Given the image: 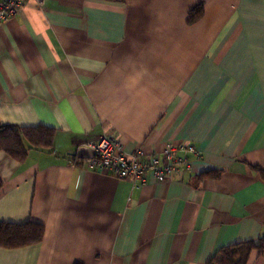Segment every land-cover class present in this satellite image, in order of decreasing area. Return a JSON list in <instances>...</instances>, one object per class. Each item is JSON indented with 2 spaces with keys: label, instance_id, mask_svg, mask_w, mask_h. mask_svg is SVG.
<instances>
[{
  "label": "crops",
  "instance_id": "1",
  "mask_svg": "<svg viewBox=\"0 0 264 264\" xmlns=\"http://www.w3.org/2000/svg\"><path fill=\"white\" fill-rule=\"evenodd\" d=\"M0 121L56 129L0 151V223L45 225L0 264H209L264 237V0H27L0 23ZM105 135L199 154L135 184L75 160Z\"/></svg>",
  "mask_w": 264,
  "mask_h": 264
},
{
  "label": "built area",
  "instance_id": "2",
  "mask_svg": "<svg viewBox=\"0 0 264 264\" xmlns=\"http://www.w3.org/2000/svg\"><path fill=\"white\" fill-rule=\"evenodd\" d=\"M26 2L0 0V23L13 18ZM91 147L96 152L95 157L89 160L94 171L129 179L135 184L149 183L151 177L159 183L172 180L191 168L190 154H199L193 143L184 141L179 144L167 142L157 151L147 152L139 147L133 152H126L121 140L114 135L100 137Z\"/></svg>",
  "mask_w": 264,
  "mask_h": 264
},
{
  "label": "trees",
  "instance_id": "3",
  "mask_svg": "<svg viewBox=\"0 0 264 264\" xmlns=\"http://www.w3.org/2000/svg\"><path fill=\"white\" fill-rule=\"evenodd\" d=\"M55 133L56 129L44 125L17 126L6 125L0 121V151H5L18 161L24 162L32 149H51ZM76 157V161H83ZM2 186L0 179V188ZM44 234L45 225L33 220L3 221L0 223V246L18 248L36 244L43 240ZM255 249L260 253L264 251V237L258 241L223 248L209 264H248L250 254Z\"/></svg>",
  "mask_w": 264,
  "mask_h": 264
},
{
  "label": "water",
  "instance_id": "4",
  "mask_svg": "<svg viewBox=\"0 0 264 264\" xmlns=\"http://www.w3.org/2000/svg\"><path fill=\"white\" fill-rule=\"evenodd\" d=\"M95 149L91 146H82L78 150L77 153H74V156H78L79 158L82 159H92L95 157Z\"/></svg>",
  "mask_w": 264,
  "mask_h": 264
}]
</instances>
